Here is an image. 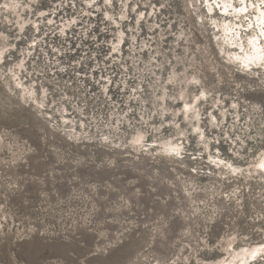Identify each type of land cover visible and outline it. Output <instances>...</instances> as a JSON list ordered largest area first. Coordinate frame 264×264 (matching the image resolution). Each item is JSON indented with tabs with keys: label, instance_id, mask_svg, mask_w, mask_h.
Returning a JSON list of instances; mask_svg holds the SVG:
<instances>
[{
	"label": "rangeland",
	"instance_id": "374dc122",
	"mask_svg": "<svg viewBox=\"0 0 264 264\" xmlns=\"http://www.w3.org/2000/svg\"><path fill=\"white\" fill-rule=\"evenodd\" d=\"M214 1L0 0V264H222L264 242V63L216 28L244 40L254 9Z\"/></svg>",
	"mask_w": 264,
	"mask_h": 264
},
{
	"label": "bare ground",
	"instance_id": "6f19581e",
	"mask_svg": "<svg viewBox=\"0 0 264 264\" xmlns=\"http://www.w3.org/2000/svg\"><path fill=\"white\" fill-rule=\"evenodd\" d=\"M6 2L4 3H6L7 6H10V3L8 1ZM214 2L220 5L221 7L220 9H222L224 13H229L228 11H231L232 13H234V15H236V13L241 15L244 14L249 7L254 9L253 15L249 18L250 20L248 24L249 26H252L254 24L255 28L253 29L252 34L248 35L244 40L243 37H240V35H238L237 27L232 26L230 24V19L228 20L226 16L222 24L217 25L216 28H219L218 30L222 34L225 43L230 45H235L238 47L239 50L230 49L231 51H229L228 54L230 60H233L234 63L237 62L243 65H249V64L260 65V63H264V0H256V1L253 0L249 6L244 1L240 4V6L237 7L234 6L233 0H215ZM11 4L14 5L15 4L14 1ZM208 5H209V9H212L210 2H208ZM27 24L28 23H26V25ZM255 24L257 26H255ZM4 50L5 48L0 49V60L3 59V54L5 52ZM22 68H23V63H20V65L17 68V71L13 72L12 77L15 81V84H17L18 87L23 88L24 90L23 93L25 95L28 94L29 97L31 98L34 95L35 91L33 88L28 89L22 83L21 76L19 75L20 73L19 70ZM194 117L198 118L199 114L196 112ZM141 137L142 134H140L136 138L137 141L138 140L141 141L142 140ZM163 143L164 146L166 147V152L164 151V149L163 151L166 154L168 155L175 154V156H177L178 153H180L181 145L179 143H175L171 139L165 140ZM161 145L163 146V144ZM260 156H261V160L259 162V170L261 173L264 174V154ZM211 160H213V162H215L217 165H221L223 163V160L218 157L211 156ZM231 167L233 168L232 169L233 172L239 173L240 169L238 167L234 165H231ZM257 172L260 173L259 171ZM0 228L2 229L1 223H0ZM227 254L229 255V260L228 258L223 259L222 261H220L222 262V264H254V262L259 256L264 255V242H260L256 244H244L240 248L234 246L233 251L229 249L227 250Z\"/></svg>",
	"mask_w": 264,
	"mask_h": 264
},
{
	"label": "clouds",
	"instance_id": "9594fccd",
	"mask_svg": "<svg viewBox=\"0 0 264 264\" xmlns=\"http://www.w3.org/2000/svg\"><path fill=\"white\" fill-rule=\"evenodd\" d=\"M7 91H8L9 94L12 95V96H15V95H16V93L13 91L12 88H9ZM27 107H29V109L31 108V106H27ZM57 134L62 135L63 139H64L66 142H71V141L69 140V137H68L67 134H61V133H57ZM81 134H83V130H81ZM82 142H83V141H82ZM153 147H154V145H153ZM260 154H264V148H262V149L260 150V152L258 153V155H260ZM262 258H264V257H262ZM152 264H159V261H153ZM170 264H175V261L170 262Z\"/></svg>",
	"mask_w": 264,
	"mask_h": 264
}]
</instances>
